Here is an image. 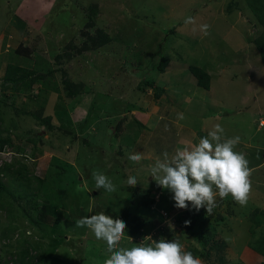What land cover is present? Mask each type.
Instances as JSON below:
<instances>
[{
	"label": "rangeland",
	"instance_id": "obj_1",
	"mask_svg": "<svg viewBox=\"0 0 264 264\" xmlns=\"http://www.w3.org/2000/svg\"><path fill=\"white\" fill-rule=\"evenodd\" d=\"M188 16L196 31L184 24ZM254 21L243 0H0V83L8 63L42 77L32 89L0 91L2 136L13 141L0 152V170L8 164L0 180L30 192L13 204L12 232L0 211V264H17L21 240L34 264H103L106 243L76 226L100 211L126 223L121 247L151 235L179 239L203 264L264 261L248 231L253 213L255 230L264 229V62L251 42L259 34ZM201 24L211 26L210 35L199 31ZM98 30L108 43L67 58L71 40ZM19 45L27 56L15 52ZM160 57L167 59L161 71ZM189 65L209 74L208 91L195 85ZM66 79L78 86L72 98L62 88ZM147 83L163 90L157 99ZM217 123L227 137H241L235 150L252 169L248 202L217 197L210 215L204 208L177 209L150 167ZM135 152L144 156L140 163L128 159ZM96 171L112 180L115 192L96 189ZM129 175L138 180L134 188ZM34 178L42 180L39 190ZM43 215L46 224L29 223ZM206 241L223 243L208 260L196 247Z\"/></svg>",
	"mask_w": 264,
	"mask_h": 264
},
{
	"label": "clouds",
	"instance_id": "obj_2",
	"mask_svg": "<svg viewBox=\"0 0 264 264\" xmlns=\"http://www.w3.org/2000/svg\"><path fill=\"white\" fill-rule=\"evenodd\" d=\"M184 24L193 25L192 30H197L192 16L186 17ZM198 27L204 36L210 35L209 24ZM177 119H185L184 114L178 113ZM240 142V136L227 137L223 126L214 124L207 135L199 138L191 147L178 148L171 155L162 153V158L157 157L150 167L149 176L161 189L172 194L177 209L199 212L204 208L210 215L217 207V197L224 199L229 195L235 202L245 206L252 190V169L246 155L235 150ZM128 159L140 163L144 156L141 152H135ZM93 178L96 189L103 188L109 193L116 191V185L103 172H94ZM126 182L130 188L139 184L132 175L128 176ZM189 224L190 221H184L185 226ZM76 226L90 229L97 240L106 243L109 255L103 264H203L199 257L185 250L179 239L154 240L151 235H147L134 247H121L120 241L127 225L105 211L81 217L76 221ZM169 227L171 229L173 225L169 223Z\"/></svg>",
	"mask_w": 264,
	"mask_h": 264
},
{
	"label": "trees",
	"instance_id": "obj_3",
	"mask_svg": "<svg viewBox=\"0 0 264 264\" xmlns=\"http://www.w3.org/2000/svg\"><path fill=\"white\" fill-rule=\"evenodd\" d=\"M247 10L251 14V16L254 18V27L255 29L259 30V34L252 38L251 42L254 45V48L259 55L260 61L264 62V0H243ZM236 3V2H235ZM229 11V10H228ZM91 13V12H90ZM88 19H90V15L87 16ZM84 36L83 40H80L78 38H74L67 44V49H65L66 53L65 55L67 58H70L73 54H79L83 51H89L94 50L102 45L108 43L109 38L106 37L100 30L97 32H93L92 34L84 33L80 35L81 37ZM19 48H16L15 52L18 55L21 56H27L28 52L24 49L21 50V46H18ZM63 53V52H62ZM54 61H56V58H54ZM167 59L164 57H160L159 63H158V69L161 71L162 67L166 64ZM187 72L193 77L195 85L203 90L208 91L210 86V76L207 72L203 71L202 69L189 65L187 68ZM39 74L35 73L30 68H24L21 66L13 65V64H6L4 67V72L1 77V83H0V91L3 92V95H8L7 91H10L11 93L16 92L18 89H32L33 85L36 83H41L42 80H40L41 76H38ZM43 75V74H42ZM42 78V77H41ZM146 86L152 88L154 90V98L157 99L159 95L162 93L161 88H157L151 84H146ZM62 88L65 92V96L67 97H74L78 94V86H74L72 82H70L68 79L62 81ZM11 93H9L11 95ZM40 119V118H38ZM50 118L46 117L44 119H41L44 122H48ZM44 122H41L45 124ZM52 129V127H50ZM4 130L0 128V152L3 151L6 148H10L13 145V141L9 139L7 136L3 137ZM197 136L199 138L203 137L204 134L198 133ZM8 167V164H4L2 169H5ZM0 170V175L4 173L3 170ZM1 177V176H0ZM35 182L37 183V186L35 187L36 190H39L40 185L42 184L41 179H35ZM8 184L2 183L0 180V211H4L6 214V217L9 220V232H12L15 229V226H12L11 221L16 216L12 213L13 212V204L16 199H23L30 195V192H27L28 188L22 187L21 183H18L16 185L17 189L14 187L12 188V181H8ZM149 188V185L148 187ZM157 191L152 192V195H154ZM153 200V199H151ZM47 204V202H44ZM162 216V214L160 213ZM22 216H25L24 213H22ZM166 216V214H165ZM163 217V216H162ZM29 223L32 226H38L41 223H45L44 221V215L39 218V220H29ZM259 226L258 221L255 219L254 213L251 215L250 218V227L248 228L250 233V239L252 240V247L255 248V250L264 256V229L260 231H256L255 229ZM189 232V228L187 229ZM190 233V232H189ZM193 231L191 232V234ZM129 234V233H128ZM132 234V233H131ZM2 237H6L5 235H2ZM223 243H217L214 241H206L205 246L201 242L197 243V250H200L202 252V255L205 260H208L207 258L210 256L211 251H213L214 248L216 250L222 249ZM18 252H17V258L15 261H17V264H34L36 261L35 254H32V249L27 245L26 241L21 240V244L18 246ZM187 251H191L192 254H196L195 251H193L191 248H187ZM217 250V251H218ZM215 251V252H217ZM218 251V252H219ZM213 253V252H212ZM259 264H264V261L260 262Z\"/></svg>",
	"mask_w": 264,
	"mask_h": 264
},
{
	"label": "crops",
	"instance_id": "obj_4",
	"mask_svg": "<svg viewBox=\"0 0 264 264\" xmlns=\"http://www.w3.org/2000/svg\"><path fill=\"white\" fill-rule=\"evenodd\" d=\"M245 254H246V253L244 252V256H245ZM248 256H249V255L247 254V255H246V258H247ZM260 262H262V261L260 260ZM260 262H259V263H260Z\"/></svg>",
	"mask_w": 264,
	"mask_h": 264
},
{
	"label": "built area",
	"instance_id": "obj_5",
	"mask_svg": "<svg viewBox=\"0 0 264 264\" xmlns=\"http://www.w3.org/2000/svg\"><path fill=\"white\" fill-rule=\"evenodd\" d=\"M163 217H165V214H162Z\"/></svg>",
	"mask_w": 264,
	"mask_h": 264
}]
</instances>
